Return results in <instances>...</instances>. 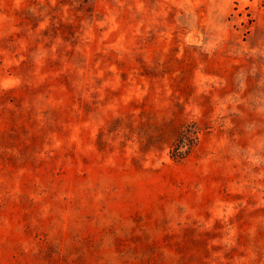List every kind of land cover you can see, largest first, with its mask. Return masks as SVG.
Returning <instances> with one entry per match:
<instances>
[{
  "label": "rangeland",
  "instance_id": "obj_1",
  "mask_svg": "<svg viewBox=\"0 0 264 264\" xmlns=\"http://www.w3.org/2000/svg\"><path fill=\"white\" fill-rule=\"evenodd\" d=\"M0 264H264V0H0Z\"/></svg>",
  "mask_w": 264,
  "mask_h": 264
},
{
  "label": "trees",
  "instance_id": "obj_2",
  "mask_svg": "<svg viewBox=\"0 0 264 264\" xmlns=\"http://www.w3.org/2000/svg\"><path fill=\"white\" fill-rule=\"evenodd\" d=\"M181 149H183V147ZM188 153L189 152H182V150H181V152L179 154L173 155V159L174 160H183L188 155Z\"/></svg>",
  "mask_w": 264,
  "mask_h": 264
}]
</instances>
